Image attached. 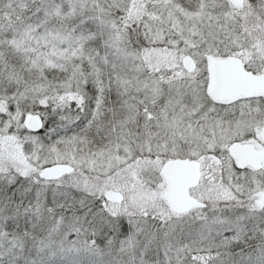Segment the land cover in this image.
<instances>
[{
    "label": "snow or ice",
    "instance_id": "6c2138e0",
    "mask_svg": "<svg viewBox=\"0 0 264 264\" xmlns=\"http://www.w3.org/2000/svg\"><path fill=\"white\" fill-rule=\"evenodd\" d=\"M0 264H264V0H0Z\"/></svg>",
    "mask_w": 264,
    "mask_h": 264
}]
</instances>
